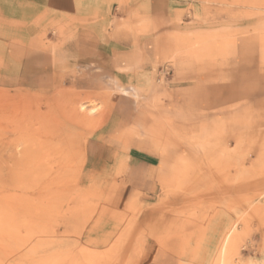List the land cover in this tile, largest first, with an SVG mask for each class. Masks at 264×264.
<instances>
[{"label":"rangeland","instance_id":"rangeland-1","mask_svg":"<svg viewBox=\"0 0 264 264\" xmlns=\"http://www.w3.org/2000/svg\"><path fill=\"white\" fill-rule=\"evenodd\" d=\"M168 9L0 25V264H264V0Z\"/></svg>","mask_w":264,"mask_h":264},{"label":"crops","instance_id":"crops-1","mask_svg":"<svg viewBox=\"0 0 264 264\" xmlns=\"http://www.w3.org/2000/svg\"><path fill=\"white\" fill-rule=\"evenodd\" d=\"M172 6L173 0H0V25L10 26L12 32L26 26L28 32L41 18L78 26L81 33L95 34L107 28L113 16L133 11L156 17L161 15L160 10L167 12ZM139 253L134 264H153L147 263L145 256Z\"/></svg>","mask_w":264,"mask_h":264},{"label":"bare ground","instance_id":"bare-ground-1","mask_svg":"<svg viewBox=\"0 0 264 264\" xmlns=\"http://www.w3.org/2000/svg\"><path fill=\"white\" fill-rule=\"evenodd\" d=\"M230 236H231V233L230 234H227L222 242V246L220 248V253H224L225 249L227 248L228 246V242H229V239H230Z\"/></svg>","mask_w":264,"mask_h":264}]
</instances>
